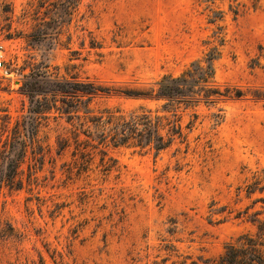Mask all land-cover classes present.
I'll return each mask as SVG.
<instances>
[{
    "label": "rangeland",
    "instance_id": "obj_1",
    "mask_svg": "<svg viewBox=\"0 0 264 264\" xmlns=\"http://www.w3.org/2000/svg\"><path fill=\"white\" fill-rule=\"evenodd\" d=\"M0 45V140L3 124L29 121L21 86L32 72L145 89L215 48L217 85L244 94L180 112L186 138L158 156L100 145L89 122L94 141L86 138L78 126L86 98L70 122L52 110L38 134L43 164L28 149L15 185L0 189V264H162L169 254L166 264L186 256L205 264L255 234L250 219L264 218L255 202L264 192L245 188L264 177V99H254L264 98V0H0ZM161 105L111 93L88 108Z\"/></svg>",
    "mask_w": 264,
    "mask_h": 264
},
{
    "label": "trees",
    "instance_id": "obj_2",
    "mask_svg": "<svg viewBox=\"0 0 264 264\" xmlns=\"http://www.w3.org/2000/svg\"><path fill=\"white\" fill-rule=\"evenodd\" d=\"M91 48L96 47L92 44ZM259 50L261 54H264V48L259 47ZM219 55L217 49H211L204 57L192 61L180 76H164L145 89L113 90L88 80L78 82L75 76L71 77L73 80L71 82L44 79L43 75L34 72L25 76L21 91L29 100L28 118L32 122H15L11 129L8 124H3L2 135L5 134V137L4 140H0V164L4 163L5 168L3 172L0 171V189L3 186L12 188L15 185L28 149L32 155V161L43 164L45 151L38 136L43 125L41 121L49 119V113L54 110L59 115H65L67 122H70L73 117H77L72 114L77 113L74 107L82 98H86L87 102L84 107L87 121L78 124L80 133L94 141L92 134L88 131L89 126H86V122L91 123L97 132L95 140L100 145L113 148H136L140 152L154 151V156H158L170 148L176 140H185L180 112L194 108L200 103L214 106L219 102L238 100L244 96L238 89L221 90L217 85L214 63ZM71 68L75 66L72 65ZM111 93L162 102L161 110L153 112L139 107L128 114H123L119 110L104 109L98 115H94L88 108L91 99ZM261 97L263 96L254 94L255 100L264 99ZM191 116L194 119L197 118L196 114ZM192 126L190 122L186 128L191 129ZM78 137L79 133L73 132L76 143ZM61 141V150H63L66 144L64 140ZM245 189L248 196L257 191L263 193L264 177L257 175L254 177V182L247 185ZM259 201L264 203V198H259L255 202ZM260 214L261 212H256L250 219L256 228L254 235L249 233L239 235L225 243L220 254L204 260V263L264 264V218H258ZM166 249L169 252H177L173 247H166ZM170 256L171 254L163 258L161 263L166 264L170 261ZM188 260H190L189 264H198L191 260L190 256L184 257L180 262L173 261L171 264H187Z\"/></svg>",
    "mask_w": 264,
    "mask_h": 264
},
{
    "label": "built area",
    "instance_id": "obj_3",
    "mask_svg": "<svg viewBox=\"0 0 264 264\" xmlns=\"http://www.w3.org/2000/svg\"><path fill=\"white\" fill-rule=\"evenodd\" d=\"M3 62H4L3 51H2V46L0 45V68L3 65Z\"/></svg>",
    "mask_w": 264,
    "mask_h": 264
}]
</instances>
